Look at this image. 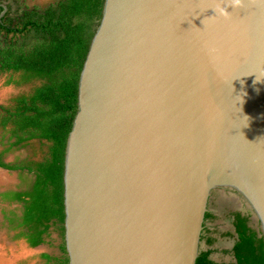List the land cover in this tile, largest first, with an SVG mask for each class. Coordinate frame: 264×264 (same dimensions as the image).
Masks as SVG:
<instances>
[{"label":"water","instance_id":"95a60500","mask_svg":"<svg viewBox=\"0 0 264 264\" xmlns=\"http://www.w3.org/2000/svg\"><path fill=\"white\" fill-rule=\"evenodd\" d=\"M231 2L105 0L66 145L70 264H197L221 193L264 237V0L207 19Z\"/></svg>","mask_w":264,"mask_h":264},{"label":"trees","instance_id":"16d2710c","mask_svg":"<svg viewBox=\"0 0 264 264\" xmlns=\"http://www.w3.org/2000/svg\"><path fill=\"white\" fill-rule=\"evenodd\" d=\"M104 3L105 0H57L45 8L28 6L15 18L10 16L11 11L0 18V32L4 34L0 39V76L7 75L8 86L32 84L29 92L14 98L13 105H0V168L33 177L26 190H6L0 197L4 202L21 205L20 213H5L16 239L38 247L48 242L53 227L59 231L62 254L44 253L45 264H70L65 239L66 145L78 110L81 71ZM3 11L0 6V15ZM35 140L48 146L41 159L7 161L9 153ZM215 218L212 212L207 213L206 219ZM250 222V214L236 213L235 227L240 238L232 253L237 261L215 260L214 250L208 249L202 251L197 264H264V237ZM216 241L213 236L207 239L210 246Z\"/></svg>","mask_w":264,"mask_h":264},{"label":"rangeland","instance_id":"374dc122","mask_svg":"<svg viewBox=\"0 0 264 264\" xmlns=\"http://www.w3.org/2000/svg\"><path fill=\"white\" fill-rule=\"evenodd\" d=\"M12 3L10 16L15 18L20 15L28 6H40L41 8L48 7L55 3L57 0H10ZM13 35H10L12 37ZM4 38V34L0 32V39ZM19 38V37H17ZM23 38V37H21ZM7 75L0 76V105H13L14 98L21 93L29 92L32 88V84H26L21 87L14 85H6ZM2 130H0V150L3 148L1 144ZM48 146L42 144L40 141L35 140L32 143L22 149L13 151L7 155V161L16 162L17 159H41L47 152ZM33 177L18 170H8L0 168V192L15 189L26 190L32 183ZM229 193V192H227ZM214 196V195H213ZM228 195H220L219 199L221 203L225 201ZM216 197H212L210 204L211 210H217L218 216L214 221L220 234L217 236L218 242L215 243L210 249H213L212 256L216 260L231 261L234 260L233 253L231 252V246L234 238L230 239L229 233L225 230L231 223L230 215H225L227 212L224 210L215 209ZM20 204L3 202L0 198V264H45L46 260L42 256L44 253L51 255H60L62 250L60 247L61 238L58 230L54 227L51 229V236L48 238V242L38 247H31L24 239H16V231L9 228L8 221L5 219V213L10 210L20 213ZM225 212V213H224ZM210 222L211 220H207ZM203 243L207 245L206 235L203 233Z\"/></svg>","mask_w":264,"mask_h":264},{"label":"flooded vegetation","instance_id":"af4514ba","mask_svg":"<svg viewBox=\"0 0 264 264\" xmlns=\"http://www.w3.org/2000/svg\"><path fill=\"white\" fill-rule=\"evenodd\" d=\"M1 3H4V4H7V6H8V11L7 12H9V11H11L10 9H11V7H12V3H11V1L10 0H1ZM3 192V191H2ZM1 193V192H0ZM215 197H216V200H214V201H218V198H219V196H218V194H215L214 195ZM214 196H213V198H214ZM1 198V197H0ZM2 200V199H1ZM4 202V201H3ZM215 209H221V210H224L225 209V212H227L225 215H230L231 216V218H230V221H231V223L230 224H232L233 226H235V217H236V213L237 212H241L240 210H239V206H228L227 204H224L223 206H220V205H217V202H215ZM245 206L244 207H246V204H244ZM223 207V208H222ZM247 208V207H246ZM211 212L213 213V214H215V216H216V218H217V216H218V212H217V210H211ZM224 212V213H225ZM242 213V212H241ZM243 214V213H242ZM216 218L215 219H210L211 221L210 222H208L207 220H209V219H207L206 220V222H205V229H204V231H203V233L206 235V238L208 239V237H210V236H213V237H216L217 238V241H216V243L218 242V236H217V234L219 233H221L220 232V230L218 231V229H217V226H216V224H215V220H216ZM233 232V231H232ZM229 234H228V236H230V239H233L234 237H235V234L234 233H231V232H228ZM231 234V235H230ZM233 250V249H232ZM232 252V251H231ZM212 258L213 259H215L213 256H212ZM216 260V259H215ZM221 262H223V263H230L231 261H225V260H220ZM233 261V260H232Z\"/></svg>","mask_w":264,"mask_h":264},{"label":"clouds","instance_id":"9594fccd","mask_svg":"<svg viewBox=\"0 0 264 264\" xmlns=\"http://www.w3.org/2000/svg\"><path fill=\"white\" fill-rule=\"evenodd\" d=\"M240 7H243V0H232V2L228 5H225L223 3H214L213 6L209 8L214 9L215 14L210 17H207V19H211V18L230 19L232 12L229 11V9H237Z\"/></svg>","mask_w":264,"mask_h":264},{"label":"bare ground","instance_id":"6f19581e","mask_svg":"<svg viewBox=\"0 0 264 264\" xmlns=\"http://www.w3.org/2000/svg\"><path fill=\"white\" fill-rule=\"evenodd\" d=\"M220 195H223V193L218 194V196L220 197ZM217 205L223 206L224 204H227L228 206H241V202L239 200V197L236 196H229L226 197L225 201L223 202V204L221 203V200L218 198Z\"/></svg>","mask_w":264,"mask_h":264},{"label":"crops","instance_id":"0c3cea01","mask_svg":"<svg viewBox=\"0 0 264 264\" xmlns=\"http://www.w3.org/2000/svg\"><path fill=\"white\" fill-rule=\"evenodd\" d=\"M233 227H234V226H233L232 224L229 223V227H227L225 230L227 231V233H228V232L233 233V232H232V231H233V230H232ZM234 239H235V237H234Z\"/></svg>","mask_w":264,"mask_h":264},{"label":"snow or ice","instance_id":"6c2138e0","mask_svg":"<svg viewBox=\"0 0 264 264\" xmlns=\"http://www.w3.org/2000/svg\"><path fill=\"white\" fill-rule=\"evenodd\" d=\"M213 5H209V7H212Z\"/></svg>","mask_w":264,"mask_h":264}]
</instances>
